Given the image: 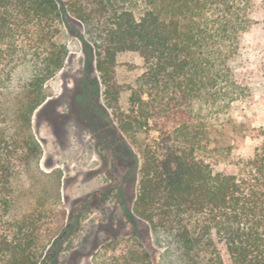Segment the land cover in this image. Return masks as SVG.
Segmentation results:
<instances>
[{
    "label": "trees",
    "instance_id": "obj_1",
    "mask_svg": "<svg viewBox=\"0 0 264 264\" xmlns=\"http://www.w3.org/2000/svg\"><path fill=\"white\" fill-rule=\"evenodd\" d=\"M252 6L253 0H0V264L40 262L38 228L10 214L15 180L41 155L32 117L46 100L44 84L67 57L56 38L70 16L86 29L109 107L130 91L119 130L128 137L158 133L142 150L135 214L168 239L183 264H225L223 251L230 264H264V127L250 156L214 171L203 114L220 113L242 95L231 61L240 34L254 23ZM122 53L144 64L128 89L116 80Z\"/></svg>",
    "mask_w": 264,
    "mask_h": 264
},
{
    "label": "rangeland",
    "instance_id": "obj_2",
    "mask_svg": "<svg viewBox=\"0 0 264 264\" xmlns=\"http://www.w3.org/2000/svg\"><path fill=\"white\" fill-rule=\"evenodd\" d=\"M249 9L254 23L240 34L231 61L242 95L220 113L203 111L214 171L250 156L264 127V0H253ZM85 30L71 16L60 25L56 39L68 54L44 84L46 100L33 114L41 155L14 182L10 218L27 217L38 228L39 264H183L168 239L134 212L142 150L158 133L128 137L119 130L118 113H128L130 91L109 107ZM143 65L135 53L119 54L118 84L133 86ZM195 103L200 112L202 104ZM144 253L148 259L141 263Z\"/></svg>",
    "mask_w": 264,
    "mask_h": 264
}]
</instances>
